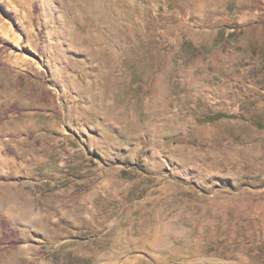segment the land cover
Listing matches in <instances>:
<instances>
[{
  "label": "rangeland",
  "instance_id": "1",
  "mask_svg": "<svg viewBox=\"0 0 264 264\" xmlns=\"http://www.w3.org/2000/svg\"><path fill=\"white\" fill-rule=\"evenodd\" d=\"M9 61L53 108L22 144L46 154L40 179L0 186V242L17 244L0 252L264 264V0H0ZM217 112L237 117L203 121Z\"/></svg>",
  "mask_w": 264,
  "mask_h": 264
},
{
  "label": "crops",
  "instance_id": "2",
  "mask_svg": "<svg viewBox=\"0 0 264 264\" xmlns=\"http://www.w3.org/2000/svg\"><path fill=\"white\" fill-rule=\"evenodd\" d=\"M13 64L12 61H9L0 66V72L7 71L9 77L8 80H3V77L0 78V114L1 116L8 114L6 119L0 117V186L4 185L6 181L13 182L12 180H16L23 173L29 175V179L35 178L33 172L36 168V163L45 158L46 154L38 153L33 148L27 149L22 144L28 141L27 137L32 133L28 129L34 127L33 116H49V111L53 108L51 107L52 91L49 86L43 87L46 82L44 80H20L23 85H18L19 72L14 68ZM21 73L24 74V72ZM31 83L41 85L42 93L40 94V92L35 90ZM25 116H28V118ZM43 131L42 129L41 132ZM22 133L24 134L23 137H21ZM35 179L40 178L36 177ZM9 194L11 193L7 192L4 195ZM14 194H11L12 197H14ZM32 197L34 198V194L31 193L29 199L32 200ZM17 204L19 208H22L24 203L17 202ZM17 213L20 214L22 212L18 209ZM13 227L20 229L21 226ZM9 240L0 242V248L8 246L11 243ZM3 252H0V264H17L15 256L10 258Z\"/></svg>",
  "mask_w": 264,
  "mask_h": 264
},
{
  "label": "trees",
  "instance_id": "3",
  "mask_svg": "<svg viewBox=\"0 0 264 264\" xmlns=\"http://www.w3.org/2000/svg\"><path fill=\"white\" fill-rule=\"evenodd\" d=\"M225 117H237V116H231V115L229 116L228 114H225L223 112H217V113L209 115L203 121L204 122L216 121V120H219V119H222V118H225ZM258 125L264 126V124L260 123V122H258ZM176 141L180 142V141H183V139L182 138H177ZM14 245H17V244L11 243V246H14Z\"/></svg>",
  "mask_w": 264,
  "mask_h": 264
}]
</instances>
